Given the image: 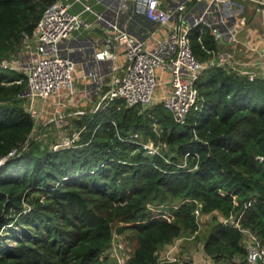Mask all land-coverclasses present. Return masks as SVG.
<instances>
[{"label":"trees","instance_id":"trees-1","mask_svg":"<svg viewBox=\"0 0 264 264\" xmlns=\"http://www.w3.org/2000/svg\"><path fill=\"white\" fill-rule=\"evenodd\" d=\"M52 1L0 0V61L17 57L23 32ZM122 23L131 33L152 27L131 9ZM188 34L203 61L229 47L205 25ZM4 69L0 264H117L108 250L121 224L133 230L127 264H156L184 232H198L200 215L210 220L202 260L250 264L243 231L224 220L242 213L241 228L264 244V76L205 67L184 123L161 100L143 107L116 99L77 120L71 146L53 149L33 135L26 75ZM147 143L159 152L149 154Z\"/></svg>","mask_w":264,"mask_h":264},{"label":"built area","instance_id":"built-area-1","mask_svg":"<svg viewBox=\"0 0 264 264\" xmlns=\"http://www.w3.org/2000/svg\"><path fill=\"white\" fill-rule=\"evenodd\" d=\"M140 1L134 0V4L138 5L136 13H142L151 23L166 29L162 37H155L150 43L146 39L153 36L150 28L146 29L143 37H136L122 23L123 12L129 8L130 0H114L107 6L106 11L96 13L97 20L113 31L115 41L124 48L127 62L122 75L116 73V66L110 67L108 88L102 94L97 109L105 108L110 101L116 99L123 100L128 106H151L157 101L155 92L163 76L158 74L160 70V73H167L166 83L169 87L161 101L178 123H184L190 109L197 105L198 81L205 67L221 65L249 78L264 76V47L260 48L259 44L249 43V49L256 51L259 59L255 62H244L245 67L233 63L230 53L225 50L207 61L200 60L191 47L188 33L197 25L209 27L217 40L224 45H234L239 40L243 23L241 13L246 7L244 2L176 0L172 9H166L161 5V0H144L143 6ZM247 1L252 5L253 11L264 18V0ZM70 6V0H53L45 7L32 33L23 32L22 44H32L33 48L31 58L27 56L26 59L27 86L23 95L27 99L26 108L35 125L41 119L45 102L54 96H71L77 90L74 85L75 62L68 53L66 43L74 30L81 26L89 27L90 24L80 14L73 13ZM84 10H91V7L84 4ZM16 59L4 58L0 61V67L15 68V64L22 65V59ZM58 104L61 105V101ZM53 110H50L47 122L64 119V112H59L57 108ZM77 135L62 143H56L54 149L71 146ZM146 148L149 154L159 152L152 143H147ZM188 154L189 152L186 153ZM182 165L185 166V162ZM195 214L199 216V208L195 209ZM241 215L242 213L238 218ZM238 218L229 217L224 221L243 231L248 263L256 264V260L260 259L264 264V244L254 232L241 228ZM174 246L176 245L172 248ZM172 248L156 264H183ZM130 254H127L126 259L119 258L120 264H127ZM193 264L213 263L203 259Z\"/></svg>","mask_w":264,"mask_h":264},{"label":"crops","instance_id":"crops-1","mask_svg":"<svg viewBox=\"0 0 264 264\" xmlns=\"http://www.w3.org/2000/svg\"><path fill=\"white\" fill-rule=\"evenodd\" d=\"M175 1L161 0V5L163 8L172 9ZM237 1L245 3V0ZM70 2V10L73 13L80 14L81 18L90 24L89 27L81 26L74 30L66 43L68 53L75 62L74 85L77 87V90L71 96H54L45 102L42 106L41 119L49 117L50 110L55 108L59 112L65 113L64 119L69 115L76 116V119L91 117L97 111L99 100L108 88L107 82L111 77L110 67L116 66V73L122 75L127 66L124 48L115 41L113 31L99 22L96 17L97 12L106 11L107 6L113 3L114 0H70ZM140 2L141 6H143L144 0ZM130 3L128 9L136 13L137 3L134 4V0H130ZM84 4L89 5L91 10H84ZM250 10L253 12L252 5L250 4L248 7L246 4L245 9L241 13L243 23L241 24L239 36L245 28L246 16ZM149 28L153 31V36L146 37L149 43L155 37H162L166 30L154 23ZM146 29L143 28L140 32L132 34L136 37H143L146 35ZM248 31L251 32L252 29ZM254 36L253 34L252 37ZM227 46L230 47L231 45L228 44ZM160 72L159 70L158 74H162L163 76L156 88L155 96L157 100H161L163 94L169 90L166 83L168 75L165 72ZM59 101H61V105L58 104ZM66 107L70 108V112H66Z\"/></svg>","mask_w":264,"mask_h":264},{"label":"rangeland","instance_id":"rangeland-1","mask_svg":"<svg viewBox=\"0 0 264 264\" xmlns=\"http://www.w3.org/2000/svg\"><path fill=\"white\" fill-rule=\"evenodd\" d=\"M245 3L249 7V2L245 0ZM249 9V8H248ZM251 17V18H250ZM245 28L239 36V40L232 46L225 48L224 50L230 53L231 61L240 67H245L244 62H255L258 61V53L254 50H250L248 45L259 44L258 46L264 47V18L263 16L258 15L254 11H248L246 16ZM252 29L251 32L248 30ZM255 35L252 37V35ZM253 41V42H252ZM263 45V46H262ZM23 49L18 53L16 60L19 61V58L22 59V65L18 66L17 64L13 65L15 68L4 69L3 72L8 76H18L19 72L26 75L28 71V60L26 61L27 56L31 58V51L33 50L32 46H27L24 44ZM17 61V63H18ZM240 63V64H239ZM17 66V68H16ZM19 67V68H18ZM263 70V69H260ZM66 112H70V108L66 107ZM50 117V115H49ZM49 117L44 119H38L33 135L36 139H39L43 142V145L50 146L54 149L56 143H62L67 139H71L74 135H77L76 140L79 138L78 133L80 130L77 128L76 116H67L66 119H56L55 121H49ZM155 146V145H154ZM157 147V146H156ZM168 214V213H167ZM210 220L206 215H200L198 217V232L190 233L184 232L176 241L174 248L171 245L167 246L163 252H168L171 248L173 253L179 257V259L188 264L197 263L204 258V243L210 228ZM120 228V231L117 232V229ZM133 230L125 226L117 225L115 228L114 239L112 245L108 250V254L115 259L117 264H120L119 258L126 259L127 254L131 253L133 248V239H132ZM162 254L163 255L165 254ZM124 257V258H122Z\"/></svg>","mask_w":264,"mask_h":264},{"label":"water","instance_id":"water-1","mask_svg":"<svg viewBox=\"0 0 264 264\" xmlns=\"http://www.w3.org/2000/svg\"><path fill=\"white\" fill-rule=\"evenodd\" d=\"M192 141H193V142H198V141H200V140H199V138H197L196 136H193V137H192ZM119 231H120V228L117 229V232H119ZM256 264H262L261 260H260V259H257V260H256Z\"/></svg>","mask_w":264,"mask_h":264}]
</instances>
